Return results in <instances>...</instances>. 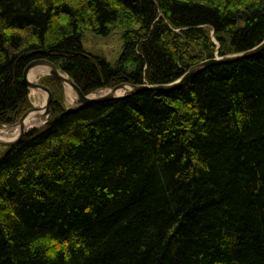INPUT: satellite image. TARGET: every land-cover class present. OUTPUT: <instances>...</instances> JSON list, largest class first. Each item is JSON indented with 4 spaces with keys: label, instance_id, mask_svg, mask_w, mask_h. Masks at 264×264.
<instances>
[{
    "label": "trees",
    "instance_id": "1",
    "mask_svg": "<svg viewBox=\"0 0 264 264\" xmlns=\"http://www.w3.org/2000/svg\"><path fill=\"white\" fill-rule=\"evenodd\" d=\"M122 27L108 61L86 33ZM264 40V0H0V124L51 60L85 94L164 84ZM0 155V264H264V51L172 90L64 105Z\"/></svg>",
    "mask_w": 264,
    "mask_h": 264
},
{
    "label": "water",
    "instance_id": "2",
    "mask_svg": "<svg viewBox=\"0 0 264 264\" xmlns=\"http://www.w3.org/2000/svg\"><path fill=\"white\" fill-rule=\"evenodd\" d=\"M263 51H264V40L261 43H259L257 46L252 47L248 50L239 52V53L229 54V55H224V56H215L212 58L205 59L191 66L190 69L182 77H180L179 79L173 82L164 83V84H150V83L131 84L127 82H122V83L115 85L114 87L108 88L106 90L107 92L99 96H95L97 94L96 91L89 93V94H85L81 90V88L75 83V81L67 73L59 69L51 60L47 58L34 59L31 62H29L24 69V72H23L24 80H25L27 87L30 89V91L31 89H40L47 93L46 103L42 107L33 106L32 108L28 109L18 121V124L20 125L19 134L13 139H7V138L0 137V145L12 146L18 143L24 137L25 133L28 131L26 128L27 120L33 114H37V116L41 114L48 115L47 120H49L52 116L51 104H52L53 94H52L51 89L43 83L35 82L29 79V75L31 71L36 67H46L48 68V72L50 75L58 78L64 84L69 83L78 95L76 105L70 108L80 109L92 102H102V101L122 98L125 96L132 95L142 89L172 90V89L183 86L198 71H200L201 69L209 65H213L216 63H226V62L233 61L239 58L253 56ZM121 91L122 93H120Z\"/></svg>",
    "mask_w": 264,
    "mask_h": 264
},
{
    "label": "rangeland",
    "instance_id": "3",
    "mask_svg": "<svg viewBox=\"0 0 264 264\" xmlns=\"http://www.w3.org/2000/svg\"><path fill=\"white\" fill-rule=\"evenodd\" d=\"M123 33H124V29L122 27L116 28L111 34H109L108 36H103V37L96 35L92 32H89V33H86L84 38H83V45L85 46L87 51H89L93 54L99 55V56H103L108 61L114 62L119 57V55L122 51V48H123V43H124ZM49 75H50L49 72L46 70V72L44 74H40L39 76L36 77L35 82H40V83L44 84L43 79ZM62 84L64 87V95H65L64 105L67 108H70V107L76 105L78 95L73 88H71V91H70L69 89H67L66 84H64V83H62ZM107 89L108 88H102V89L96 90L97 94L95 96H97V95L99 96V95L105 93ZM35 96H37V97H35ZM46 98H47V96H46ZM41 99L45 100V94L44 93H42V92L37 93L34 90L30 91V100H31L32 107L37 106L36 103L41 101ZM37 107H40V106H37ZM25 112H23V114ZM22 115L20 116V118L22 117ZM19 119L16 122H14L13 124H0V131L4 132L3 134L8 137L7 139H9V135L12 136L16 130H17V132L20 131V127H19L20 125L18 124ZM47 119H48V115L41 114V115H39L33 119L35 121V123H33V124L28 123L29 125L26 124V128H27V130H30V129L36 128V127L41 128L49 121ZM6 148H8V146L0 145V155L6 151Z\"/></svg>",
    "mask_w": 264,
    "mask_h": 264
},
{
    "label": "bare ground",
    "instance_id": "4",
    "mask_svg": "<svg viewBox=\"0 0 264 264\" xmlns=\"http://www.w3.org/2000/svg\"><path fill=\"white\" fill-rule=\"evenodd\" d=\"M48 71V68H46V67H36V68H34L32 71H31V73H30V75H29V79L30 80H33V81H35L36 80V77L37 76H39L40 74H44L45 72H46V70ZM66 86H67V89H69L70 91H71V85L69 84V83H66ZM32 90H34V91H36L37 93L38 92H42V93H44L45 94V100L43 99H41V101H39V102H37L36 103V105L37 106H40V107H42V106H44L45 105V103H46V96H47V93L45 92V91H43V90H40V89H31V91ZM73 92V91H72ZM107 92V91H106ZM120 93H122V91L120 92ZM70 94V93H69ZM98 96V95H97ZM35 97H37V96H35ZM39 98V97H38ZM37 117V114H33L32 116H30L29 118H28V120H27V124L29 123H31V124H33V123H35V121L33 120L34 118H36ZM28 124V125H29ZM20 127V126H19ZM29 127V126H28ZM4 132H2V131H0V137H3V138H8L7 136H5L4 134H3ZM19 134V131L17 132V130L13 133V135L12 136H10L9 135V139L11 138V139H13V138H15L17 135Z\"/></svg>",
    "mask_w": 264,
    "mask_h": 264
}]
</instances>
